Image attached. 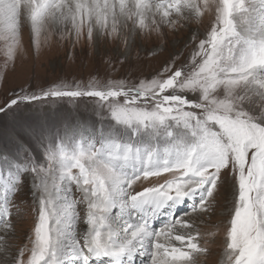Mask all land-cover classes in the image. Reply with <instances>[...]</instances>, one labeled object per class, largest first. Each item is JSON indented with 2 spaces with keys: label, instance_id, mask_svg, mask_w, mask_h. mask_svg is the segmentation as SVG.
I'll use <instances>...</instances> for the list:
<instances>
[{
  "label": "snow or ice",
  "instance_id": "obj_1",
  "mask_svg": "<svg viewBox=\"0 0 264 264\" xmlns=\"http://www.w3.org/2000/svg\"><path fill=\"white\" fill-rule=\"evenodd\" d=\"M25 29L101 64L10 80ZM0 57V113L71 107L0 132V264H264V0H0Z\"/></svg>",
  "mask_w": 264,
  "mask_h": 264
},
{
  "label": "rangeland",
  "instance_id": "obj_2",
  "mask_svg": "<svg viewBox=\"0 0 264 264\" xmlns=\"http://www.w3.org/2000/svg\"><path fill=\"white\" fill-rule=\"evenodd\" d=\"M23 45L26 49L21 58L16 61V72L10 76L11 79H22L26 74H32L41 80H51L56 76H64L71 79L72 75H78L82 71L101 64L102 54L93 56L86 49L77 47L72 49L69 46L67 49L63 47H44L38 52L36 49H29L28 32L25 29L23 33ZM3 58L0 57V64ZM3 96L0 95V100ZM15 107V106H14ZM71 113V107L67 104H58L54 108H45L43 113L36 111H24L13 113L9 111L7 114L0 113V132L3 129L16 126L17 131L23 132L19 127L21 121H28L29 123H47L48 125H62L67 114ZM80 117H86L87 113L83 110L79 113ZM76 119V114L72 115ZM6 142V137L0 135V144ZM222 240V237H220ZM220 240L212 245L213 254L208 258L209 264H219L222 259L223 249L220 247Z\"/></svg>",
  "mask_w": 264,
  "mask_h": 264
}]
</instances>
